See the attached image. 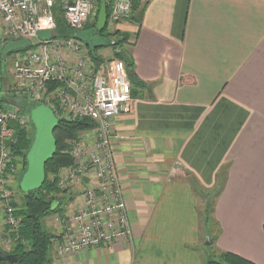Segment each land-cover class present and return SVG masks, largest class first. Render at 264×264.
Returning a JSON list of instances; mask_svg holds the SVG:
<instances>
[{"label":"crops","instance_id":"1","mask_svg":"<svg viewBox=\"0 0 264 264\" xmlns=\"http://www.w3.org/2000/svg\"><path fill=\"white\" fill-rule=\"evenodd\" d=\"M116 30L134 80L112 122L132 234L51 264H206L195 192L218 187L216 254L264 264V0H139Z\"/></svg>","mask_w":264,"mask_h":264},{"label":"built area","instance_id":"2","mask_svg":"<svg viewBox=\"0 0 264 264\" xmlns=\"http://www.w3.org/2000/svg\"><path fill=\"white\" fill-rule=\"evenodd\" d=\"M95 3L96 0H0V21L5 24V35L9 42H30L29 48L14 52L23 59H16L13 65L16 79L26 83L27 98L39 102L43 100V105L49 107L58 118H84L94 123L100 142L99 148L104 150L89 166L71 167L66 178L59 182V185L63 186L67 182L79 181L88 177L93 170L98 186L97 189L87 190L84 199L88 209L78 216L79 219H91L92 224L82 228L76 236L70 233L72 231L69 227L64 229L61 241L55 246L58 255L101 244L108 245L125 240V237L130 235L119 176L111 164L109 141L110 122L129 113L133 100V86L127 69L122 61H117L106 74L88 75V60L83 55L85 46L73 36L64 40L52 37L57 30L55 9H60L66 26L75 33L84 30L90 23ZM131 14V0H113L109 3L107 22L118 24L128 20ZM40 32H50V38L38 41ZM38 45H41L39 51L30 50ZM49 48H65L77 57V67L72 77H66L62 70L50 62ZM51 82L56 83L58 89L54 102L45 99L43 95L46 85ZM12 124L27 130L30 126L28 114L17 108L14 111H6L0 107V206L4 208V221L10 236L20 227L12 206L13 191L8 186V179L15 172L17 164L11 151L16 143ZM99 201L105 204L103 213L114 219L104 227L100 221L102 213L96 209V203Z\"/></svg>","mask_w":264,"mask_h":264},{"label":"rangeland","instance_id":"3","mask_svg":"<svg viewBox=\"0 0 264 264\" xmlns=\"http://www.w3.org/2000/svg\"><path fill=\"white\" fill-rule=\"evenodd\" d=\"M98 1L96 0L95 3V8L93 10V15L90 19V23H96V18L99 10V4L97 5ZM55 15L57 19V30L52 34V37L57 39V40H64L67 39L71 36H73L74 32L68 29L66 26L63 18H62V13L60 9H55ZM117 24H112L111 22H107L105 29L103 32L100 34V36L109 38L115 41H118L120 39V34L117 36H114V34L118 31L116 30ZM119 32V31H118ZM6 27L5 24H3L2 21H0V107L6 111H14L15 107L13 105V101L16 99H25L29 103H36L35 100L28 99L27 98V92H26V83L20 82L19 80L16 79L13 73V65L16 61V59H23V57L17 53H10L6 56L2 55V51L4 47L9 43V40L7 39L6 35ZM121 33V32H119ZM123 34V33H121ZM125 35V34H124ZM37 40H34L36 42ZM11 42V41H10ZM40 46L38 45L32 49L31 51H39ZM122 49H126L129 47L128 41L123 43L120 46ZM111 53L110 57H103L98 53L99 50L96 49L95 55L99 59V62L95 63L92 60L91 53L85 47L83 51L84 58L88 60L87 67H86V72L88 75L91 73H98V74H103V73H108L110 69L116 64L118 59L116 58L115 54V48L109 47ZM49 57H50V62L55 64L59 70H62L63 73L65 74L66 77H72L75 73V69L77 67V57L67 51L65 48H49ZM58 93L57 85L54 82L49 83L46 85L45 92H44V98L48 99L51 102H54L56 94ZM38 104H44L43 100L40 101ZM26 113V112H25ZM29 116V115H28ZM61 119V118H60ZM84 118H65L63 120L65 121H74V120H82ZM112 120L110 122V143H111V164L117 171V174H119L118 168H117V163L115 159V153H114V142H115V135L113 132L112 128ZM92 127L81 131L77 134L75 139L69 140L66 142V148L64 149V153L71 159V165L68 167H62L59 169V171L54 175L49 176V180L52 181L55 179L56 182V187L60 191H67V193L64 195L63 199V207L61 211L57 214H50L46 216L43 219V227L44 229L51 233V235L57 236L58 231L57 228H64L68 229L70 228V232L72 235L76 236V234L80 233L81 229L84 227H90L92 224V220L87 217H83L81 219L78 218V216L86 211L88 209V206L86 204V200L84 199L86 194L88 193L87 190H94L97 189L98 186V181L97 178L93 175V170H91V173L88 175V177H84L80 179L79 181L76 182H67V184H63V186L59 185L60 181H63L66 178L67 172L71 167L74 166H86L91 163L100 155L102 151V147L99 148V140L96 135V125L94 123H91ZM31 123L30 126L27 130H23L19 127L17 124H12L11 127L14 129L15 133L17 131L20 132H27L30 133V128H31ZM16 138V134H15ZM18 139L16 138V143ZM15 143V145H16ZM16 159V166H15V172L9 177L8 179V186L10 189L13 191V208L16 213L17 220L19 222L22 221V216L20 213L23 211L22 205V194L19 190L18 183L20 181V177L24 173V169H26V166H24V160L20 156H15L13 155ZM102 162V160L100 161ZM26 163V162H25ZM119 176V175H118ZM90 177V178H89ZM120 180V177H119ZM65 182V181H64ZM88 188V189H87ZM124 194V193H123ZM197 200H198V218H199V223H200V229H201V235H200V241L199 244L201 247V250L206 249L207 255L206 259L208 260H214L218 258V255L216 254L213 245H207L205 243L206 240L213 239L214 237V228H215V223H214V217L212 215V200L214 197V190L210 192H200L196 191L195 192ZM57 197H60L57 196ZM79 198V202H76V205L78 206L77 208H73V214L72 216L68 217L70 219L66 220V216L63 215L61 212L64 213L65 207L70 205L71 201H73L75 198ZM209 197V198H207ZM124 199V197H123ZM56 205V204H55ZM207 205V206H206ZM105 204L102 201H99L96 203V209L102 213V225L103 227L110 222L114 220L111 219L110 217L106 216L103 212V207ZM124 211L127 216L126 209L124 207ZM4 208L3 206H0V250H2L5 253H11L12 248L16 244L15 241H13L12 237L10 236L9 229L7 228V224H5L4 221ZM203 215H208L209 220H205V216ZM63 220L65 222H63ZM128 221V217H127ZM129 225V230H130V235L125 237V240L129 239L131 237V227L128 221ZM92 227V226H91ZM105 229V228H104ZM205 230V231H204ZM65 231L63 230L62 233L58 236V238L53 242L52 245V251L56 252L55 246L61 241L63 237V233ZM206 232V234L204 233ZM58 242V243H57ZM207 245V246H206ZM199 247V246H198Z\"/></svg>","mask_w":264,"mask_h":264},{"label":"trees","instance_id":"4","mask_svg":"<svg viewBox=\"0 0 264 264\" xmlns=\"http://www.w3.org/2000/svg\"><path fill=\"white\" fill-rule=\"evenodd\" d=\"M97 1L98 3L101 2V0H97ZM131 2H132V12H133L137 10V8H139V0H131ZM108 10H109V4L107 5V14H108ZM93 27H94V23H90L87 25L85 29H91ZM119 34H120V39L118 41L111 39L113 41V44L109 45L108 47L115 48L116 51L115 56L118 60L122 61L125 64L129 80L132 83L134 81L131 75L132 64L130 63L126 54L122 52V48L120 47L123 43L128 41V37L124 34L119 33L118 31L114 34V36H117ZM90 55L95 63L99 62V59L96 57L95 53L93 55L92 54ZM132 96H134L133 88H132ZM38 103L40 102L36 101V103H30L29 106L26 107L25 109H18V108L17 109L19 111L26 112L29 115V111L32 108L42 105ZM13 105H14V101H13ZM56 117L58 118V116ZM91 127H92L91 122L87 119L65 121L63 119L58 118V126L54 131V138L56 141V152L54 157L45 165V182L43 186L36 192L28 193V194L21 193L23 198L21 205L23 207V211L20 213V215L22 216V221L20 222V227L18 231L13 235H11L13 241H15L16 244L12 248L11 253H5L2 250H0V255L15 256V260L13 264H51L52 263L51 260L52 245L53 242L58 237L55 235H51V233L47 232L44 229L43 219L50 214H57L62 210L61 208L63 207V203H64L63 202L64 195L67 193V191H60L56 187L55 179L50 181L49 176L50 175L54 176L62 167H68L71 165V159L64 153V149L66 148V142L75 139L79 132L87 130ZM30 130H31L30 133L27 132L24 133L20 131H17L15 133L18 141L11 150L13 155H15L16 157L17 156L22 157V159L24 160V166H26L25 155L32 143V138L34 133V129L32 126ZM219 190H220L219 187L217 189H214L215 194L212 200V215L214 211V201L220 192ZM59 195L60 197H57ZM53 204L56 205L53 207ZM204 219L209 220L208 215H206ZM209 221H211V219ZM214 240L215 237H213V239H210L208 241V245L210 246L211 244L214 245ZM217 255L218 258L214 260L207 259L206 264H253L249 261L242 259L239 256L230 253L222 252ZM0 264H8V263L0 261Z\"/></svg>","mask_w":264,"mask_h":264},{"label":"water","instance_id":"5","mask_svg":"<svg viewBox=\"0 0 264 264\" xmlns=\"http://www.w3.org/2000/svg\"><path fill=\"white\" fill-rule=\"evenodd\" d=\"M113 0H101L93 28L88 30L76 31L74 39L81 42L93 55L96 49L113 44L109 38L100 36L107 24V5ZM50 32H40L38 39L44 41L50 38ZM28 40H18L7 43L2 51L6 56L10 53L28 48ZM25 99L14 100V105L18 109H25L29 106ZM29 120L34 129L32 143L25 155L26 169L20 178L18 187L21 193H33L38 191L45 182V165L55 155L56 141L54 131L58 126V118L54 112L45 105H39L29 111ZM55 204H53V207ZM208 245V240L205 241ZM15 256L0 255V261L13 264Z\"/></svg>","mask_w":264,"mask_h":264},{"label":"flooded vegetation","instance_id":"6","mask_svg":"<svg viewBox=\"0 0 264 264\" xmlns=\"http://www.w3.org/2000/svg\"><path fill=\"white\" fill-rule=\"evenodd\" d=\"M84 30H88V29H84Z\"/></svg>","mask_w":264,"mask_h":264}]
</instances>
